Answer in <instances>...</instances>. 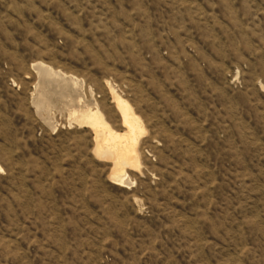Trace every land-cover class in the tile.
I'll use <instances>...</instances> for the list:
<instances>
[{"label": "rangeland", "instance_id": "374dc122", "mask_svg": "<svg viewBox=\"0 0 264 264\" xmlns=\"http://www.w3.org/2000/svg\"><path fill=\"white\" fill-rule=\"evenodd\" d=\"M0 264H264V0H0Z\"/></svg>", "mask_w": 264, "mask_h": 264}, {"label": "bare ground", "instance_id": "6f19581e", "mask_svg": "<svg viewBox=\"0 0 264 264\" xmlns=\"http://www.w3.org/2000/svg\"><path fill=\"white\" fill-rule=\"evenodd\" d=\"M113 99L126 127L123 134L114 132L98 111L83 112L79 116V121L85 123L94 132V153L97 157L112 163L111 179L119 183L126 176V168L138 169L140 167L135 146L143 128L138 117L133 114L125 101L114 94Z\"/></svg>", "mask_w": 264, "mask_h": 264}]
</instances>
